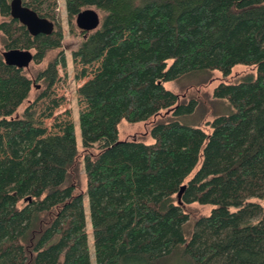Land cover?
Wrapping results in <instances>:
<instances>
[{"label": "trees", "instance_id": "1", "mask_svg": "<svg viewBox=\"0 0 264 264\" xmlns=\"http://www.w3.org/2000/svg\"><path fill=\"white\" fill-rule=\"evenodd\" d=\"M11 1L0 0L6 49H33L40 64L63 47L59 0H23L55 23L38 35L11 16ZM87 8L104 16L72 52L87 78L82 151L73 121L51 132L43 120L60 105L65 56L39 71L45 88L20 111L34 81L0 55V264H91L86 199L96 264H264V0H66L71 26ZM240 64L256 72L215 87L231 111L209 122L211 133L179 120L198 102H179L166 82ZM163 110L174 118L152 126L154 142L119 140L123 119ZM179 193L213 206L189 238Z\"/></svg>", "mask_w": 264, "mask_h": 264}, {"label": "rangeland", "instance_id": "2", "mask_svg": "<svg viewBox=\"0 0 264 264\" xmlns=\"http://www.w3.org/2000/svg\"><path fill=\"white\" fill-rule=\"evenodd\" d=\"M99 11V10H98ZM58 12L60 14L61 24L64 31L63 47L57 51L51 52L45 60L37 64L33 60L30 65L24 68V72L29 76L34 84L32 86L30 97L20 107V111H23L30 102H32L40 92L45 88V83L42 80H38L37 76L39 71L44 69L49 61L56 55V53L63 54L66 59V66L60 65L58 67L59 77L56 84L53 87V93L60 100V105L54 110V115L51 118L43 119L44 125L48 127L51 132H57L56 125L64 120H71L76 125L77 132V144L80 151L82 148V133L79 123V111L81 109V102L78 97V88L87 80L77 78L80 65L74 60L72 56L73 50L79 45L85 36V32L82 31L76 24V18L72 21L73 26L68 18L66 10V0H59ZM101 20L104 13L99 11ZM5 18L0 14V23ZM3 33L0 30V55L3 56V52L8 50L4 46ZM34 53V50L32 49ZM256 72L254 66L237 65L234 67L231 74L225 76L219 70L212 71H197L186 74L176 80L166 82L167 88L173 90L179 96V102H187L191 99H196L198 104L195 111L192 114L184 115L179 118L180 121L198 126L204 129L206 132L211 133L212 129L209 122L215 117L221 114H226L231 111L229 103L224 99L215 98L213 93L216 86L221 82L236 83L242 80L246 75ZM42 106V103L39 105ZM43 108L37 113L40 118L43 117ZM169 110H163L158 115L151 117L146 121L131 123L125 119L119 124V140H141L146 143L154 142V138L151 135L152 126L159 120L173 119ZM200 165V163H199ZM197 166V168L199 167ZM84 164L81 162V189L83 191L87 188L86 174L83 171ZM178 197V194H177ZM177 203L182 206L185 212L189 215V220L185 224V230L188 238L194 229L196 220L204 215L210 214L213 206L209 204H200L197 202L184 204L180 199H177ZM24 205L25 202L21 203ZM86 214L89 231V246L91 252V264H96L94 238L91 224L90 208L88 200L86 199ZM171 264H192L188 260L175 258Z\"/></svg>", "mask_w": 264, "mask_h": 264}, {"label": "water", "instance_id": "3", "mask_svg": "<svg viewBox=\"0 0 264 264\" xmlns=\"http://www.w3.org/2000/svg\"><path fill=\"white\" fill-rule=\"evenodd\" d=\"M11 16L25 25L32 35L51 34L55 29V23L40 16L35 10L25 5L23 0L11 1ZM77 26L85 32L98 29L101 24V16L97 9L87 8L76 16ZM4 61L18 68H26L34 60V53L30 49H9L3 52ZM181 193H179L180 199ZM181 201V200H180Z\"/></svg>", "mask_w": 264, "mask_h": 264}]
</instances>
